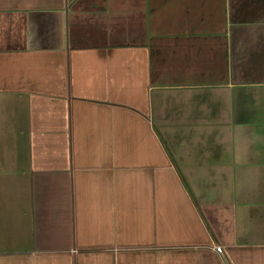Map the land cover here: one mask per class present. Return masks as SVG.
I'll use <instances>...</instances> for the list:
<instances>
[{
	"label": "crops",
	"instance_id": "0c3cea01",
	"mask_svg": "<svg viewBox=\"0 0 264 264\" xmlns=\"http://www.w3.org/2000/svg\"><path fill=\"white\" fill-rule=\"evenodd\" d=\"M0 264H264V0H0Z\"/></svg>",
	"mask_w": 264,
	"mask_h": 264
}]
</instances>
